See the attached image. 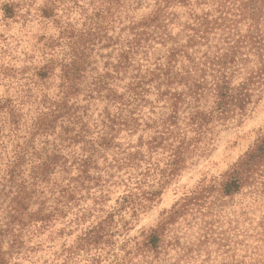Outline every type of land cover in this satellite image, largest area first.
Segmentation results:
<instances>
[{
    "label": "rangeland",
    "instance_id": "1",
    "mask_svg": "<svg viewBox=\"0 0 264 264\" xmlns=\"http://www.w3.org/2000/svg\"><path fill=\"white\" fill-rule=\"evenodd\" d=\"M118 2L117 23L125 27L130 20L141 21L157 0ZM108 7L102 0H0V264H264V97L243 119L215 123L175 168L170 151H149L146 144L155 131L122 133L121 153L108 152L99 162L100 169L113 168L108 183L77 187L62 215L50 218L56 206L50 187L21 189L20 195H27L22 204L15 201L16 188H4L2 178L13 170L15 147L24 143L37 103L44 95L55 99L60 91L59 68L44 85L32 84L33 73L46 63L44 44L57 39L62 28L81 29L84 17ZM184 12L177 10L182 22ZM105 105L99 103L95 115ZM11 113L20 120L16 131ZM130 140L134 146L142 143V161L129 174L114 160L135 149ZM249 156L256 166L248 169L244 187L226 194L228 179ZM26 159L21 172L27 182L31 164ZM129 195L141 202L136 210ZM142 205L150 211H142ZM154 231L164 233L161 249L146 252ZM95 233L99 241L93 243Z\"/></svg>",
    "mask_w": 264,
    "mask_h": 264
},
{
    "label": "trees",
    "instance_id": "2",
    "mask_svg": "<svg viewBox=\"0 0 264 264\" xmlns=\"http://www.w3.org/2000/svg\"><path fill=\"white\" fill-rule=\"evenodd\" d=\"M193 1L157 0L141 21L120 27L118 0H102L109 7L84 17L81 29L62 28L57 39L44 44L45 66L31 81L40 87L59 68L60 95H44L37 103L27 137L15 147L9 165L13 170L2 178L4 188H16L18 204L27 198L21 189L45 185L56 201L50 218L62 215L75 200L77 187L108 183L113 168L100 169L99 162L107 160L108 152L121 153L117 141L122 133L132 137L155 131L146 144L149 151H170L171 168L178 167L215 123L243 119L264 97L259 91L264 86V0ZM178 9H185V22L177 16ZM99 103L106 105L95 115ZM11 123L16 131L20 120L12 113ZM189 133L191 140L185 138ZM128 146H134L131 140ZM134 147L128 157L114 160L129 174L142 161V143ZM251 158L236 167L226 194L244 187L248 169L256 166L249 163ZM25 159L31 164L29 182L22 178ZM126 199L132 210L141 205L130 195ZM163 235L152 232L146 252L161 249ZM96 236L93 243L99 241Z\"/></svg>",
    "mask_w": 264,
    "mask_h": 264
},
{
    "label": "clouds",
    "instance_id": "3",
    "mask_svg": "<svg viewBox=\"0 0 264 264\" xmlns=\"http://www.w3.org/2000/svg\"><path fill=\"white\" fill-rule=\"evenodd\" d=\"M261 28H264V23L261 24ZM259 91H260V95L264 96V86H261ZM260 163H264V161H260ZM141 210L144 211V212H149L150 211V209L148 207L143 206V205L141 206Z\"/></svg>",
    "mask_w": 264,
    "mask_h": 264
}]
</instances>
